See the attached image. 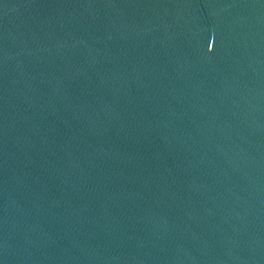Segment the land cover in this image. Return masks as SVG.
Segmentation results:
<instances>
[{
	"label": "water",
	"instance_id": "95a60500",
	"mask_svg": "<svg viewBox=\"0 0 264 264\" xmlns=\"http://www.w3.org/2000/svg\"><path fill=\"white\" fill-rule=\"evenodd\" d=\"M0 264H264V0H0Z\"/></svg>",
	"mask_w": 264,
	"mask_h": 264
}]
</instances>
